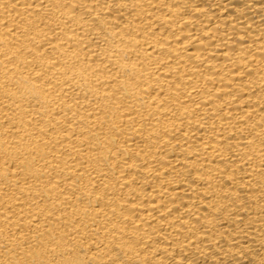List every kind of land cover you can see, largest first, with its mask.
<instances>
[{
	"label": "bare ground",
	"instance_id": "obj_1",
	"mask_svg": "<svg viewBox=\"0 0 264 264\" xmlns=\"http://www.w3.org/2000/svg\"><path fill=\"white\" fill-rule=\"evenodd\" d=\"M0 264H264V0H0Z\"/></svg>",
	"mask_w": 264,
	"mask_h": 264
}]
</instances>
